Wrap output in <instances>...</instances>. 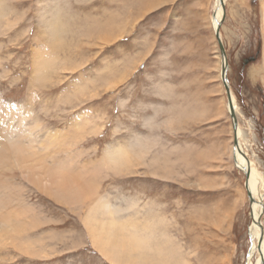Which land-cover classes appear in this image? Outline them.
<instances>
[{
    "label": "rangeland",
    "instance_id": "1",
    "mask_svg": "<svg viewBox=\"0 0 264 264\" xmlns=\"http://www.w3.org/2000/svg\"><path fill=\"white\" fill-rule=\"evenodd\" d=\"M65 1L0 0V109L16 111L11 125L24 115L37 140H64L70 153L56 157L72 152L73 168L92 171L98 196L142 230L158 264H255L248 178L230 156L235 123L241 156L264 179V0H222L235 122L212 26L216 0H70L63 12ZM60 8L57 42L42 20ZM42 61L43 84L31 85ZM118 148L136 150L135 160L127 153L117 170L98 169ZM12 174L14 196L28 199L7 206L27 211L34 228L25 238L37 251L2 249L0 264H113L88 238L84 211L81 219Z\"/></svg>",
    "mask_w": 264,
    "mask_h": 264
},
{
    "label": "bare ground",
    "instance_id": "2",
    "mask_svg": "<svg viewBox=\"0 0 264 264\" xmlns=\"http://www.w3.org/2000/svg\"><path fill=\"white\" fill-rule=\"evenodd\" d=\"M222 5H223L222 0H216V9L212 15V26L214 32L215 30L220 31L221 28V24L223 20ZM61 10L63 11V9L60 8L59 11H55L50 14L44 13L46 15H43V20H42L43 21L42 29L44 31H47V33H50V36L54 39V41L56 40L57 42H58V38L61 36L63 31L62 20L61 18H59ZM65 11H67L66 8L64 9L63 12ZM45 21H47V23H44ZM220 35L221 34L219 32V39L221 42L222 39ZM220 67H221L220 69H222V58H221ZM37 68L40 71L39 70L35 71V76H34L35 78L31 82V85L43 84V71L44 69L45 70L49 69V63L47 61L46 62L42 61L39 63ZM229 92H231L230 89ZM231 105H232L231 112L227 105V113H231L233 115L237 112V108H236L237 104L235 105L232 93H231ZM4 111L5 113H3ZM15 112L16 111L14 109H11L10 111H6V109L3 110L2 108L0 109V113H1L0 114V250L2 249L6 250L8 247L15 248L16 250L21 249L22 251L30 250L35 252L36 250V243L30 244L29 243L30 240L28 239L29 240L28 241L25 238L27 236L26 233L28 232V230L30 228H34L33 227L34 225L32 223H30L29 221L27 222V220H25L27 218L26 217L27 211L24 212L23 209L22 210L20 209L21 211L19 212L14 207H13L14 209L9 210L7 206L8 203H10L9 205H11L12 204L11 202H15L14 205L19 209V207L22 206L21 205L22 203H27L26 200L28 198L22 199L19 196L21 198L20 200L19 197L14 196L15 195L14 192L18 189L15 187L16 178L15 175L12 174V172L13 171L16 172L17 170L20 174V177L25 178V181H28V185L32 186L39 194H41L42 197L43 195H45L47 199L52 200L58 205L64 207L66 206L67 208L75 212L78 216L81 215V210L82 212L84 211L85 215L84 216L81 215L84 218L82 219L81 216L80 218L85 223V227H86L85 230L87 232V236L92 241V243L97 247L98 252H100V254L106 258V260L113 262V264H158L155 259V253H152V249L149 246L148 239L141 235L142 230H140L133 222H129L130 220L128 218L121 219L119 221L116 218H114L113 214L115 213V208L111 207L107 202H105L102 196H98V185L96 183V178L93 177V175H91L90 173L92 171L82 172L81 169H75L76 167L73 168V165H75V163L73 164L72 161L73 159L70 160L71 159L70 155L72 154V152L70 155L67 154L64 160L63 158L59 159V157L58 158L56 157L58 153L60 154L61 150L63 151L68 150L67 149L68 147L66 149L64 148L66 147L65 143L63 142L64 140H61L59 137L55 139L47 138L46 142L45 140H37L33 135V131L29 132L26 129L27 127L24 128L25 125L24 115H22V117L19 116L21 118H19L18 125L16 127L12 126L11 122L13 121V118L16 117L14 116L16 115ZM14 122H16V120ZM39 127L40 126H38V128ZM234 131L235 132H233V139L234 138L236 139L237 145L235 146V148L233 147L231 149L230 157L232 158L234 156V155L232 156V153L233 154L235 153L234 159L235 162L237 163V167L244 174L245 173L247 174L248 187H249L248 194L250 197L249 199L251 200V201L249 200L251 219H252L251 222L252 225L250 227V233L252 237L250 252L258 254L257 261L255 264H263L264 240L262 238L261 228H260V212L262 211V205L260 199L262 198L261 195L262 187L260 186L264 185V181H263L264 179H262V177L258 175L256 171L250 167L249 162H247L246 159H244V157L241 156L242 154L238 149V145H239V138H241L242 132L238 127H236V130ZM77 132H75V134ZM76 142L78 141L76 140ZM138 147H141V145ZM141 148H143V146ZM133 149L134 148H132V150ZM137 149L140 150V148ZM146 149H148V146L147 148L145 147L144 150L147 151ZM126 150L125 148L110 150L111 152L106 154L105 158L103 157L101 159L100 164H98L101 167L100 168L98 167V169H101L102 167L103 168L108 167L109 171H111L112 168L110 167H114V169L117 170L118 166H121L123 163H126L127 161L125 158L124 160L126 161L123 160V156H127L129 154V158H131L132 156L130 155H132L134 151H136V150H133V152L129 151L132 153L130 154L128 151L126 152ZM145 151H143L144 154H146ZM67 152L70 153V151ZM138 152L140 159L141 154L140 151ZM131 160H135V159L133 158ZM155 163L157 164V162ZM98 165H96V167ZM108 169H103L102 171L105 170L108 171ZM117 172L118 171L114 173L116 174ZM171 175H172V171L169 172V176ZM18 192L19 191H17V193ZM42 215L40 216L41 217L40 220H42V217L44 216ZM98 216H108L110 217V220L99 221L97 218ZM24 217L26 218L24 219ZM37 219H39V217H37ZM36 227L37 226H35V228ZM50 234L52 237V233ZM56 235L53 236L59 239L58 236ZM63 236L65 237V235ZM48 237L50 236L47 235L46 238ZM41 239L42 238H40V241ZM61 239L59 241H61ZM44 241L45 240L43 238V242ZM49 241H46V243ZM60 243H65V242H60ZM39 246H43L42 242ZM78 246L79 244L77 245V247ZM46 252H48L47 249ZM132 252H135L136 256H133ZM158 252H161V250L158 249ZM38 254H40V252ZM40 257H42V255L39 256V258ZM164 264H166V262Z\"/></svg>",
    "mask_w": 264,
    "mask_h": 264
},
{
    "label": "water",
    "instance_id": "3",
    "mask_svg": "<svg viewBox=\"0 0 264 264\" xmlns=\"http://www.w3.org/2000/svg\"><path fill=\"white\" fill-rule=\"evenodd\" d=\"M215 37H216V40L218 42V46H219V51H220V56L222 58V69H221V79H222V82L225 86V90H226V96H227V105H228V108L230 109V112H231V109H232V105H231V95H230V92H229V88H228V85H227V82H226V61H225V52H224V48L220 42V39H219V31L218 30H215ZM233 111V110H232ZM231 115V118L233 120V122H235V118L234 116L230 113ZM234 129L236 128V124L234 123ZM234 142L236 144V139L234 138ZM246 177H247V174L245 173ZM249 194H248V199H249ZM250 200V199H249ZM251 201V200H250ZM261 235H262V232H261Z\"/></svg>",
    "mask_w": 264,
    "mask_h": 264
},
{
    "label": "snow or ice",
    "instance_id": "4",
    "mask_svg": "<svg viewBox=\"0 0 264 264\" xmlns=\"http://www.w3.org/2000/svg\"><path fill=\"white\" fill-rule=\"evenodd\" d=\"M40 3H43L44 0H39ZM58 7H64V8H69L71 7V3L70 0H66L65 3H63L62 5H57ZM44 23H47V21H45ZM9 107H11V104H9Z\"/></svg>",
    "mask_w": 264,
    "mask_h": 264
}]
</instances>
